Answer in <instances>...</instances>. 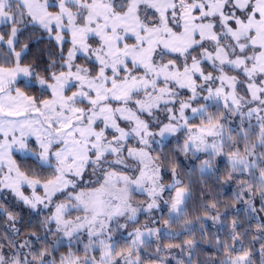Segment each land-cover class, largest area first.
<instances>
[{
	"label": "snow or ice",
	"instance_id": "6c2138e0",
	"mask_svg": "<svg viewBox=\"0 0 264 264\" xmlns=\"http://www.w3.org/2000/svg\"><path fill=\"white\" fill-rule=\"evenodd\" d=\"M27 24L49 34L55 29L61 45L63 33L70 34L72 47L66 57L61 47L59 71L55 59L43 72L35 63L23 62L28 45L19 51L16 45ZM5 26L7 31L0 32V190H10L33 210L53 207L41 226L54 240L34 250L27 239L17 245L5 236L0 264H145L142 251L151 237L160 239L162 229L127 232L128 222H137L142 211L159 209L161 202L169 206L164 235L192 232L196 225L186 211L191 192L178 166L172 164V182L165 184L162 153L152 154V144L160 143L157 136L163 139L183 130L188 135L180 150L197 159V153L207 156L200 161V172H211L214 161L223 159L229 167L224 183L236 174L247 176L237 182V202L253 215L264 212V0H0V27ZM132 37L136 42L128 44ZM97 38L93 47L89 40ZM80 55L92 66L76 63ZM166 55L176 58L164 62ZM205 62L212 71H205ZM35 88L40 95L30 94ZM177 89L191 95L180 99ZM199 100L205 103L192 107ZM221 105L223 111H209ZM188 109L201 118L199 125H190ZM159 111L167 113V123L156 116ZM145 114L149 119H142ZM229 117L239 118L236 128L226 129ZM153 124L158 131L151 130ZM32 137L35 148L30 146ZM133 140L137 146H129ZM14 153L32 163L22 169ZM89 170L94 179L84 181ZM45 173L48 178L41 179ZM24 186L31 189L30 196L22 191ZM38 188L43 195L37 194ZM136 193L148 201H135ZM57 195L64 199L55 201ZM257 196L260 209L254 206ZM207 207L216 210L217 204ZM0 214L14 227L17 214L3 204ZM221 215L218 210L215 215L205 212L195 220L215 224ZM120 218L126 223L120 224ZM173 224L180 230L170 231ZM240 224L231 221L229 238H216L217 255L203 262L193 260L199 243L195 239L165 247L187 250L176 264H255L253 252L242 250L245 233L237 231ZM255 230L259 235L252 241L264 239V217ZM199 231L206 232L204 224ZM29 235L41 239L35 232ZM83 235L87 243L78 254L72 244ZM65 238L69 251L57 260L54 253ZM258 251L264 264V243Z\"/></svg>",
	"mask_w": 264,
	"mask_h": 264
},
{
	"label": "trees",
	"instance_id": "16d2710c",
	"mask_svg": "<svg viewBox=\"0 0 264 264\" xmlns=\"http://www.w3.org/2000/svg\"><path fill=\"white\" fill-rule=\"evenodd\" d=\"M28 34H25L24 40H21V43L18 44V47H21L23 44H27L28 48L26 50V55L24 56V63H35L37 66V71L43 72L47 67L50 59H55L57 63L56 70L59 71V61L61 59V47L63 48V54L66 57L69 49V42L66 41L63 45H59L52 34H49L47 31L36 26H29ZM3 31V30H2ZM20 45V46H19ZM3 50L7 52V48L4 47ZM199 49H197L198 52ZM196 54L195 52L193 53ZM175 55H166V59H175ZM182 60V58H181ZM131 65V64H130ZM206 69L212 71L210 67V62H205L202 65ZM142 71V70H141ZM199 82V81H198ZM30 94L40 95L39 88L30 90ZM181 97L186 95V92L180 94ZM48 93L44 94V98H47ZM205 101L199 100L196 103H204ZM209 111L219 113L223 111V107L217 109L214 106L210 107ZM194 122H201V118L198 116L194 119ZM227 128H236L239 124L238 117H229L228 121L224 122ZM132 141L130 142V144ZM154 149L153 155H160L162 161V182L167 184L173 178L171 175L170 168L172 164L178 166V171L180 173V178L183 180V185L187 186L191 192V197L188 201L187 219L193 220L196 227L192 232H183L179 236H168L161 234L160 239L157 237L150 243V246L146 251H144V260L155 261L158 257L161 258V255H167L171 250H179L178 248L168 249L165 245L168 244H183L187 239H195L199 243L193 254V260H199L201 262L205 261L208 256L217 255L215 250V240L219 238L221 240H226L229 238V233L231 231V221L233 219H238L241 224L237 231L245 233L243 235V249L242 250H251L253 252V260L255 264H260L259 248L264 239H257L252 241L253 237L258 236L259 234L255 230V226L260 222V218L264 217V212H257L253 215L250 211H245L246 205L243 202H237L236 194L238 181L246 180L247 176H240L236 174L233 180L230 183H224L227 178L229 167L222 160L214 170L211 172L201 173L196 164L187 165L183 160V152L180 150L181 147L174 141H167L163 145H152ZM23 156L18 155L17 161L21 163L22 169L25 164H31L30 160L25 161L22 159ZM50 171V170H49ZM48 174L45 173L41 176V179H47ZM167 194V192H165ZM164 198L168 199L167 196ZM0 196V204H3L9 211L17 214V220L15 221L14 227L11 222L8 221L6 214H0V244H7V241L4 239L7 236L11 240H15L17 245L24 242L25 239L32 242L34 245V250H38L42 246L49 245L53 242L54 237L51 233H46L45 227L41 226V221L45 216L51 214L49 211H25L20 208L14 207L9 198ZM244 200L248 199V195L245 194ZM215 202L217 204V209L212 210L207 207L210 203ZM234 207H229L233 206ZM254 206L257 209L261 207V200L257 196L254 199ZM163 206L159 208V213L156 212L155 221L158 224H163V221L168 219V210L162 209ZM227 208V211H225ZM222 213L220 222L213 223L211 219L196 221L195 217L203 216L205 212H208L209 215H215L216 211ZM238 210V211H237ZM204 224L206 227V232L201 233L199 231L200 225ZM54 229V225H52ZM18 231V234L16 232ZM180 230V225L173 224L170 231ZM247 230V232H245ZM35 232L38 236L41 237L40 240H37L35 236L29 235V233ZM125 234V233H124ZM46 237V238H45ZM211 241L212 243H205L204 241ZM87 243L86 235L81 236V242L73 241L72 250H79L78 254H82L83 244ZM125 243L121 242V247H124ZM159 247V251L156 249ZM239 249L240 246L237 245ZM26 251V250H25ZM69 251V246L67 239H65L64 244L58 246V250L54 253L56 259L60 258L61 254L67 253ZM154 251V252H152ZM184 252V251H183ZM185 257L187 256V250H185ZM98 256L99 254L96 253ZM171 257V256H170ZM184 257V258H185Z\"/></svg>",
	"mask_w": 264,
	"mask_h": 264
},
{
	"label": "rangeland",
	"instance_id": "374dc122",
	"mask_svg": "<svg viewBox=\"0 0 264 264\" xmlns=\"http://www.w3.org/2000/svg\"><path fill=\"white\" fill-rule=\"evenodd\" d=\"M50 11H56V9H50ZM149 16L151 17V12L149 13ZM32 24H27V26L19 33V43L18 44H20L21 43V40L23 39H25L24 37V35L25 34H28V32H29V30H31V28L29 29V26H31ZM32 26H36V25H32ZM39 26V25H38ZM6 27V26H5ZM40 27V26H39ZM1 28V27H0ZM42 28V27H41ZM2 29H3V31H7V28H5L4 29V27H2ZM43 29V28H42ZM52 34V36L54 37V39H55V35H56V30L54 29L53 30V32L51 33ZM63 35H64V38H65V42L66 41H68L69 42V44H70V46H69V49L72 47V45H71V43H70V34L69 33H67V32H65V33H63ZM97 40H98V38L96 39V40H93V39H90L89 40V43L93 46V47H96L97 46ZM55 41L59 44V45H61L56 39H55ZM64 42V43H65ZM128 44H134L136 41H135V38L134 37H132V38H130V39H128L127 41H126ZM63 43V44H64ZM18 44L16 45V50L17 51H19L20 50V47H18ZM62 44V45H63ZM20 46V45H19ZM207 46V45H206ZM6 47V46H5ZM68 49V50H69ZM4 51V50H3ZM199 51V50H198ZM156 59L159 61V56H157L156 57ZM167 60L168 59H166L164 62H167ZM182 60H180V61H177L178 63H180ZM189 63H191V61L189 60L188 61ZM76 63H79V64H84L85 66H89V67H91L92 65H90V64H87L86 62H85V60H84V58H83V56L82 55H80L79 57H78V59L76 60ZM129 67H131V65L129 64ZM208 71H210V70H208V69H206V72H208ZM109 75H111V72H110V70H109V73H108ZM215 74V73H214ZM229 74H232V75H235L236 73H229ZM241 78H243V77H241ZM200 82V81H199ZM198 82V83H199ZM76 89L75 88H73L71 91H75ZM177 91L179 92V98L180 99H187L190 95H191V92L189 91V90H187V89H177ZM242 91V90H241ZM183 92H186V95L184 96V97H181V93H183ZM67 94H71V92H68ZM207 93L206 92H204V93H202V95H206ZM242 94H245L246 95V93H242ZM205 103V102H204ZM200 104H203V103H200ZM200 104H198V103H196V102H193V104H192V107H198ZM114 106H115V102H114ZM169 107H176V108H178L179 107V105L178 104H176V105H172V104H169ZM186 115L189 117V123H190V125H193V126H195V125H199L201 122H194V119L196 118V117H198V116H195V117H193V115H192V113H191V110L190 109H188V110H186ZM156 116H158L159 117V119H160V121L162 122V123H167L168 121H167V113H165V112H163V111H159V112H156ZM142 119H149V117L147 116V114H145L144 116H142ZM123 126V125H122ZM225 126H226V124H225ZM151 130L152 131H158V127L155 125V124H153L152 126H151ZM188 135V133H187V131L186 130H183V131H181V132H178V133H176V134H174V135H172V136H168V137H166V138H160L159 136H157L155 139L157 140V141H159L160 143H158V144H152V145H163L165 142H167V141H174V142H176L180 147H182V145H183V143H184V140H185V138H186V136ZM30 146L31 147H33V148H35L36 147V143H35V138L34 137H32V138H30ZM129 146H137V144H136V141L135 140H133L132 141V143L129 145ZM18 155H20V156H23V154L22 153H14V156H15V158L17 159V156ZM182 155H184L183 156V160H184V162L187 164V165H194V164H196L197 166H198V169H199V164H200V161L201 160H204V159H206L207 158V156H206V154L205 153H197V156H198V159L197 158H193V156H192V153L191 152H189V153H187V154H185L184 152H183V154ZM223 159H220V158H217V160L216 161H214V165H215V167L222 161ZM199 171H200V169H199ZM137 175H138V173H136ZM161 176L163 177V175H162V170H161ZM91 179H94V177H92L91 175H90V170H89V173H86L85 174V176H84V181H89V180H91ZM173 179V178H172ZM172 179H171V181H169V183L170 182H172ZM88 187H93V186H95V185H92V184H88L87 185ZM81 187H84V184L82 183L81 184ZM77 191H79L80 190V188H77L76 189ZM22 191L24 192V194L25 195H28V196H30L31 195V189L29 188V187H27V186H24V187H22ZM238 192H240V188H239V186L237 187V193ZM37 194L38 195H43V189L42 188H38L37 189ZM173 195H174V191H173V193H172ZM3 196V197H6L7 199L9 198V201H10V203L14 206V207H17V208H20L21 210H25V211H49V212H53L54 211V208L53 207H49V208H44L43 207V205H38V207H37V209H35V210H33V209H31L29 206H27V205H25L21 200H19L10 190H0V196ZM165 196H169V193H167V194H165ZM5 198V199H6ZM62 199H64V197L63 196H60V195H57V197H55L54 198V200L55 201H60V200H62ZM133 199L135 200V201H145V202H147L148 201V197L145 195V194H139V193H136V194H134V197H133ZM165 200H167L166 198H164ZM161 206H163V208L162 209H167L168 210V205H164L163 204V202H161ZM160 206V207H161ZM145 208H146V204H145ZM159 209H153L152 211H147V210H145V211H142L141 213H139L138 214V216H137V222H135V223H132V222H128V227H127V232H131L133 229H135V228H137V227H139V228H141V230L142 231H146V229L147 228H161L162 229V233H163V224L161 225V224H158V223H154L153 221H155V215H156V212L157 213H159ZM79 213H76V212H73L72 213V216H75V215H78ZM119 223L120 224H125L126 223V221H125V219L124 218H120L119 219ZM113 228H115L116 227V224L115 223H113L112 225H111ZM146 226V227H145ZM123 231V230H122ZM125 235H126V232H125ZM65 239H67V238H65ZM156 239V236H153V237H151V242L153 241V240H155ZM21 243V242H20ZM152 252H154V251H152ZM185 251L184 252H182V251H179V250H171L169 253H167V255H161V258L160 257H158V259H156L155 261H148V260H145V264H176V261L178 260V259H182V258H184L185 257ZM142 255L144 256V251H142ZM171 256V257H170Z\"/></svg>",
	"mask_w": 264,
	"mask_h": 264
},
{
	"label": "crops",
	"instance_id": "0c3cea01",
	"mask_svg": "<svg viewBox=\"0 0 264 264\" xmlns=\"http://www.w3.org/2000/svg\"><path fill=\"white\" fill-rule=\"evenodd\" d=\"M51 10H52V9H51ZM53 10H54V9H53ZM5 28H6V27H4V29H5ZM2 30H3V29H2V27H1V28H0V32H2Z\"/></svg>",
	"mask_w": 264,
	"mask_h": 264
}]
</instances>
